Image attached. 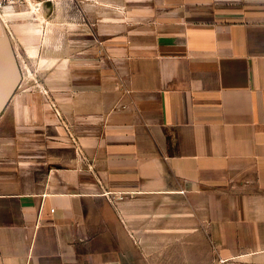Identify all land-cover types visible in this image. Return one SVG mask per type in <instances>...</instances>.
Masks as SVG:
<instances>
[{
	"label": "crops",
	"instance_id": "crops-1",
	"mask_svg": "<svg viewBox=\"0 0 264 264\" xmlns=\"http://www.w3.org/2000/svg\"><path fill=\"white\" fill-rule=\"evenodd\" d=\"M100 4L0 96V264H264V0Z\"/></svg>",
	"mask_w": 264,
	"mask_h": 264
},
{
	"label": "rangeland",
	"instance_id": "rangeland-1",
	"mask_svg": "<svg viewBox=\"0 0 264 264\" xmlns=\"http://www.w3.org/2000/svg\"><path fill=\"white\" fill-rule=\"evenodd\" d=\"M69 1H72L73 4L57 0L47 9L38 12H31L27 9L0 11V41L5 40V43H8V47L18 62L20 73L26 81L24 85L15 89V93L23 90L39 91L44 90V86L47 87L44 77L48 76L49 68L41 65L43 61L49 60L50 56H53L54 45L62 43L65 31L76 34L88 31L90 33L89 42L94 44L100 43L99 40L103 37L106 43H110L113 38L111 34L113 21H102L96 18L98 15L97 5L101 0ZM111 1L105 0V2ZM87 2L91 3L89 8L86 6ZM100 5L102 7V4ZM105 11H112V3L105 4ZM144 22L151 21L150 19L131 21L132 24ZM102 25H105L106 32L104 36L100 37L97 36L96 31ZM52 30H58L55 32L56 36H53L55 41L50 40L46 35V33L51 35ZM10 86L8 83H0V96ZM4 106L0 105V117L8 110Z\"/></svg>",
	"mask_w": 264,
	"mask_h": 264
},
{
	"label": "water",
	"instance_id": "water-1",
	"mask_svg": "<svg viewBox=\"0 0 264 264\" xmlns=\"http://www.w3.org/2000/svg\"><path fill=\"white\" fill-rule=\"evenodd\" d=\"M19 78L20 71L15 55L8 47V43H4L0 46V83H8L11 86L3 93L10 94L15 89Z\"/></svg>",
	"mask_w": 264,
	"mask_h": 264
},
{
	"label": "built area",
	"instance_id": "built-area-1",
	"mask_svg": "<svg viewBox=\"0 0 264 264\" xmlns=\"http://www.w3.org/2000/svg\"><path fill=\"white\" fill-rule=\"evenodd\" d=\"M57 0H0V11L27 9L29 11L38 12L47 9Z\"/></svg>",
	"mask_w": 264,
	"mask_h": 264
},
{
	"label": "flooded vegetation",
	"instance_id": "flooded-vegetation-1",
	"mask_svg": "<svg viewBox=\"0 0 264 264\" xmlns=\"http://www.w3.org/2000/svg\"><path fill=\"white\" fill-rule=\"evenodd\" d=\"M17 10H18V9H14V10H11V11H17ZM6 13H7V12H6ZM6 13H5V14H6ZM3 17H5V16H3Z\"/></svg>",
	"mask_w": 264,
	"mask_h": 264
},
{
	"label": "bare ground",
	"instance_id": "bare-ground-1",
	"mask_svg": "<svg viewBox=\"0 0 264 264\" xmlns=\"http://www.w3.org/2000/svg\"><path fill=\"white\" fill-rule=\"evenodd\" d=\"M31 12H34V11H31Z\"/></svg>",
	"mask_w": 264,
	"mask_h": 264
}]
</instances>
